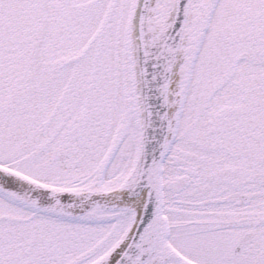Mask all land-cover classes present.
Listing matches in <instances>:
<instances>
[{
	"label": "snow or ice",
	"instance_id": "snow-or-ice-1",
	"mask_svg": "<svg viewBox=\"0 0 264 264\" xmlns=\"http://www.w3.org/2000/svg\"><path fill=\"white\" fill-rule=\"evenodd\" d=\"M0 264H264V0H0Z\"/></svg>",
	"mask_w": 264,
	"mask_h": 264
}]
</instances>
